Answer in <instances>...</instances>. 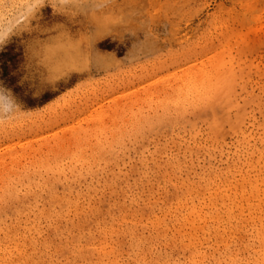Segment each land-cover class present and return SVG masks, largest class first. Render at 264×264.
Segmentation results:
<instances>
[{
    "label": "rangeland",
    "instance_id": "rangeland-1",
    "mask_svg": "<svg viewBox=\"0 0 264 264\" xmlns=\"http://www.w3.org/2000/svg\"><path fill=\"white\" fill-rule=\"evenodd\" d=\"M0 264H264V0H0Z\"/></svg>",
    "mask_w": 264,
    "mask_h": 264
},
{
    "label": "bare ground",
    "instance_id": "bare-ground-1",
    "mask_svg": "<svg viewBox=\"0 0 264 264\" xmlns=\"http://www.w3.org/2000/svg\"><path fill=\"white\" fill-rule=\"evenodd\" d=\"M147 48V45L143 44L142 46H140L138 48V52H143L145 51V49ZM69 51V49L65 46H58L55 49H52V53L50 55V58L52 59H59L61 60V62L64 61V59L66 58L67 52ZM59 62V63H61ZM62 64V63H61Z\"/></svg>",
    "mask_w": 264,
    "mask_h": 264
}]
</instances>
